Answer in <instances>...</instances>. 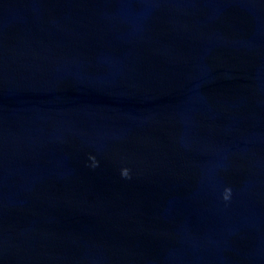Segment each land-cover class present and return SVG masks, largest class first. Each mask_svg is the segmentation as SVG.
<instances>
[{
  "label": "water",
  "instance_id": "water-1",
  "mask_svg": "<svg viewBox=\"0 0 264 264\" xmlns=\"http://www.w3.org/2000/svg\"><path fill=\"white\" fill-rule=\"evenodd\" d=\"M0 264H264V0H0Z\"/></svg>",
  "mask_w": 264,
  "mask_h": 264
},
{
  "label": "clouds",
  "instance_id": "clouds-1",
  "mask_svg": "<svg viewBox=\"0 0 264 264\" xmlns=\"http://www.w3.org/2000/svg\"><path fill=\"white\" fill-rule=\"evenodd\" d=\"M90 159L93 161L92 166L96 167L98 165V162L95 160V157H90ZM121 176H122V178L130 179L131 178L130 169H128L126 167L122 168L121 169ZM231 194H232V189L230 187H226L222 193V198L225 201H228L231 198Z\"/></svg>",
  "mask_w": 264,
  "mask_h": 264
}]
</instances>
